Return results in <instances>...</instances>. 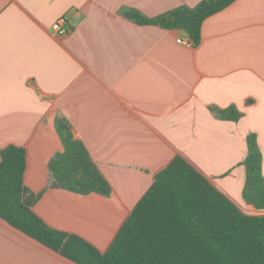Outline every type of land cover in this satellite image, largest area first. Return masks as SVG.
<instances>
[{"label":"crops","instance_id":"crops-1","mask_svg":"<svg viewBox=\"0 0 264 264\" xmlns=\"http://www.w3.org/2000/svg\"><path fill=\"white\" fill-rule=\"evenodd\" d=\"M204 0H0V151L26 153L24 185L44 191L34 213L104 253L153 183L183 158L244 215L246 137L256 135L264 177V0H236L207 18L198 46L183 30L139 25ZM65 17L70 28L56 35ZM252 101L246 104L247 101ZM244 116L220 120L211 108ZM84 144L112 192L49 188L62 150L55 120ZM0 264H74L0 218Z\"/></svg>","mask_w":264,"mask_h":264},{"label":"trees","instance_id":"trees-1","mask_svg":"<svg viewBox=\"0 0 264 264\" xmlns=\"http://www.w3.org/2000/svg\"><path fill=\"white\" fill-rule=\"evenodd\" d=\"M235 1L204 0L192 9L179 7L151 19L136 11L127 17L139 25L183 30L192 46H198L203 22ZM211 111L234 123L244 116L234 105ZM54 128L62 150L47 163L49 188L110 196L109 183L71 125L57 118ZM246 144L242 198L264 211L262 155L256 135L249 134ZM25 171L23 148L9 145L0 151V218L74 264H264V215L242 214L181 157L154 174L151 187L104 253L76 235L47 226L34 213L44 191L35 194L24 185Z\"/></svg>","mask_w":264,"mask_h":264},{"label":"built area","instance_id":"built-area-1","mask_svg":"<svg viewBox=\"0 0 264 264\" xmlns=\"http://www.w3.org/2000/svg\"><path fill=\"white\" fill-rule=\"evenodd\" d=\"M52 30L53 32L58 36H64L66 35L70 28L68 27V23L65 17L58 18L53 24H52ZM177 43L185 46V47H191L192 42L190 40L181 41L177 40Z\"/></svg>","mask_w":264,"mask_h":264}]
</instances>
